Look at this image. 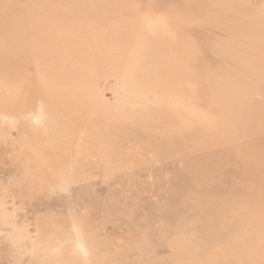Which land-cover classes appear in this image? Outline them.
Returning a JSON list of instances; mask_svg holds the SVG:
<instances>
[{
    "label": "rangeland",
    "instance_id": "obj_1",
    "mask_svg": "<svg viewBox=\"0 0 264 264\" xmlns=\"http://www.w3.org/2000/svg\"><path fill=\"white\" fill-rule=\"evenodd\" d=\"M0 264H264V0H0Z\"/></svg>",
    "mask_w": 264,
    "mask_h": 264
}]
</instances>
